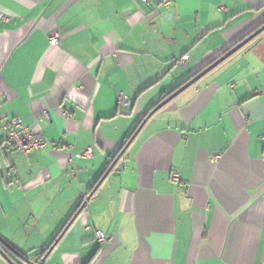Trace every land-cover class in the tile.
<instances>
[{"label": "crops", "instance_id": "crops-1", "mask_svg": "<svg viewBox=\"0 0 264 264\" xmlns=\"http://www.w3.org/2000/svg\"><path fill=\"white\" fill-rule=\"evenodd\" d=\"M0 16V120L48 142L24 154L0 136L3 244L43 264H264V32L101 181L162 94L264 26V0H0Z\"/></svg>", "mask_w": 264, "mask_h": 264}, {"label": "built area", "instance_id": "built-area-1", "mask_svg": "<svg viewBox=\"0 0 264 264\" xmlns=\"http://www.w3.org/2000/svg\"><path fill=\"white\" fill-rule=\"evenodd\" d=\"M146 3L148 0H142ZM168 3H164L166 6ZM1 20H4L3 16H0ZM61 38L58 32L53 33L49 38V44L52 46H59ZM186 57L181 58L177 63H184ZM3 96L0 92V102L2 101ZM120 102L123 103L124 100L120 98ZM48 112H43L41 117L38 119L39 121L42 120H49ZM0 136L2 137L3 141L7 143L13 150L17 152H21L24 154H29L31 152L45 149L48 146V142L44 139L40 131L35 130L33 125L25 126L20 119L12 118L6 120H0ZM262 141H264V134L261 136ZM80 157L82 159L89 160L92 158L90 152L86 151L83 152ZM72 159V158H71ZM218 160L217 156H213L211 158V162L214 164ZM72 162V160H70ZM79 172L78 169H75V174ZM175 175H172V179L175 180ZM89 200V196L83 195L82 197V205H86ZM95 240L99 244H104L109 242L111 238H106L104 234L101 232H96ZM41 259H37V264L40 263Z\"/></svg>", "mask_w": 264, "mask_h": 264}, {"label": "water", "instance_id": "water-1", "mask_svg": "<svg viewBox=\"0 0 264 264\" xmlns=\"http://www.w3.org/2000/svg\"><path fill=\"white\" fill-rule=\"evenodd\" d=\"M262 32H264V26H262L260 29H258L257 31H255L253 34H251L250 36H248L246 39H244L243 41H241L240 43H238L236 46H234L231 50H229L226 54H224L223 56H221L218 60H216L215 62H213L211 65H209L208 67H206L204 70H202L201 72H199L196 76H194L191 80H189L188 82H186L183 86H181L178 90H176L174 93H172L170 96H168L165 100H163L162 102H160L147 116V118L145 119V121H147L153 114H155L157 111H159L161 108H163L165 105H167L168 103H170L172 100H174L176 97H178L179 95H181L183 92H185L186 90H188L189 88H191L193 85H195L200 79H202L204 76H206L208 73L212 72L214 69H216L219 65H221L222 63H224L226 60H228L232 55H234L236 52H238L240 49H242L243 47H245L247 44H249L252 40H254L256 37H258ZM109 172V171H108ZM108 172H106V174L103 176V178L101 179V181L104 179V177L108 174ZM73 221V220H72ZM5 245V244H4ZM6 246V245H5ZM11 250V249H10ZM12 253L14 254V258H8L6 255H4L2 253V251L0 250V258H2L7 264H37V260L32 261L30 258L28 257H24L20 254H18L17 252H15L14 250H11ZM51 251V249L49 250V252ZM41 264H43V260H41L40 262Z\"/></svg>", "mask_w": 264, "mask_h": 264}, {"label": "trees", "instance_id": "trees-1", "mask_svg": "<svg viewBox=\"0 0 264 264\" xmlns=\"http://www.w3.org/2000/svg\"><path fill=\"white\" fill-rule=\"evenodd\" d=\"M190 79L192 78H189L187 79L184 84L189 81ZM184 84H181L175 88H173L172 90L168 91L167 93H164L161 95V98L159 100V102L157 104H155L154 106H152L148 111L147 113L145 114V116L143 117V119L141 120V122L138 124V126L135 128L134 132L130 135V137L126 140V142L124 143V145L121 146V148L119 149V151L117 152V154H115L114 157H112L109 161V163L106 165V168H105V171L103 173V175L110 171L112 168V165L116 162H119V160H121L123 158V155H124V149H125V146L127 144V142L129 141V139L135 134V132L140 128V126L145 122V119L147 118V116L149 115V113L154 109V107L156 105H158L160 102H162L163 100H165L168 96H170L172 93H174L176 90H178L182 85ZM92 193V192H91ZM91 193H88V196L91 195ZM0 250L2 251V253L4 255H6L8 258H11L13 259L14 258V254L12 253V251L10 250L9 247L5 246L1 241H0ZM44 253H41L37 256L38 259H41L42 256H43Z\"/></svg>", "mask_w": 264, "mask_h": 264}]
</instances>
